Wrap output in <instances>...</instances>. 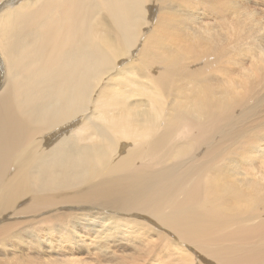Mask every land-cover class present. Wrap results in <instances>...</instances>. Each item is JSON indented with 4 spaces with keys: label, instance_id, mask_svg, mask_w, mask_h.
<instances>
[{
    "label": "bare ground",
    "instance_id": "bare-ground-1",
    "mask_svg": "<svg viewBox=\"0 0 264 264\" xmlns=\"http://www.w3.org/2000/svg\"><path fill=\"white\" fill-rule=\"evenodd\" d=\"M21 217L264 264V0H0V221Z\"/></svg>",
    "mask_w": 264,
    "mask_h": 264
},
{
    "label": "rangeland",
    "instance_id": "rangeland-1",
    "mask_svg": "<svg viewBox=\"0 0 264 264\" xmlns=\"http://www.w3.org/2000/svg\"><path fill=\"white\" fill-rule=\"evenodd\" d=\"M62 209L63 212L69 211L66 208ZM57 210L60 212L61 208ZM86 212L92 214L94 210H86ZM112 213L114 214L113 211ZM47 215L49 214L39 217L40 220H44L42 217H46ZM60 215L59 213L53 214V220L59 218ZM120 216L127 219L125 215ZM24 219L21 217L0 221V225H2L6 222L18 220L20 223L22 222V227L25 229L20 233H17V231L12 232L13 237H7L4 243H0V264H182L177 255L164 257L155 250L153 245L155 243L159 244V240H155L156 238L153 234H150V236L154 240L152 238H145L148 233H139L140 236H136V239H130L129 242L131 243L128 242L126 246L122 244L124 251L114 247L116 244L108 247L111 245V242L106 246L109 249L104 250L105 248L101 247L102 233L98 237L88 236L85 240L81 241L82 237L79 236L74 239L77 235L75 233L72 234L69 228L67 230L63 229L67 228L65 224L68 220H57L58 224L62 226L54 223L46 225L50 222L47 221L45 224H30V227L26 224V219ZM86 228L87 225H84L77 230L83 235ZM100 228L103 230L102 225H100ZM71 230L75 231L76 229L71 227ZM172 248L176 254L182 255L181 250L176 249L174 246ZM185 263L193 264L192 262Z\"/></svg>",
    "mask_w": 264,
    "mask_h": 264
}]
</instances>
